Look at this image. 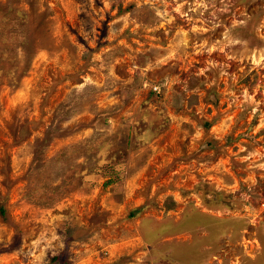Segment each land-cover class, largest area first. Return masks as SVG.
<instances>
[{
	"label": "rangeland",
	"instance_id": "rangeland-1",
	"mask_svg": "<svg viewBox=\"0 0 264 264\" xmlns=\"http://www.w3.org/2000/svg\"><path fill=\"white\" fill-rule=\"evenodd\" d=\"M0 264H264V0H0Z\"/></svg>",
	"mask_w": 264,
	"mask_h": 264
},
{
	"label": "trees",
	"instance_id": "trees-1",
	"mask_svg": "<svg viewBox=\"0 0 264 264\" xmlns=\"http://www.w3.org/2000/svg\"><path fill=\"white\" fill-rule=\"evenodd\" d=\"M141 209H142V208H135V209L132 211V213H131L130 216H136V215H138V214L140 213Z\"/></svg>",
	"mask_w": 264,
	"mask_h": 264
}]
</instances>
